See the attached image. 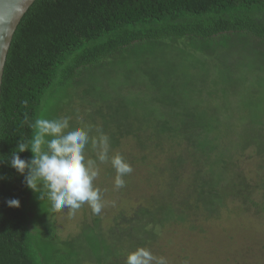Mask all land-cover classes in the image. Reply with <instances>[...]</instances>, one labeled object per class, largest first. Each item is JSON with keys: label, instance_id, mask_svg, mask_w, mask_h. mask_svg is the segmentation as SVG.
Returning a JSON list of instances; mask_svg holds the SVG:
<instances>
[{"label": "trees", "instance_id": "16d2710c", "mask_svg": "<svg viewBox=\"0 0 264 264\" xmlns=\"http://www.w3.org/2000/svg\"><path fill=\"white\" fill-rule=\"evenodd\" d=\"M236 37L264 45V0H35L16 29L2 82L0 264H107L123 250L134 251L155 241L157 226L191 223L196 229V221L219 217L224 208L223 194L229 187L227 160L237 158L234 150L241 145L239 135L243 136L234 131L241 127L234 125L242 116L237 124L241 121L250 132H264L260 127L264 125V111L255 110L248 116L252 103L247 98L226 97L221 112L233 110V116H241L234 120L215 112L209 124L190 133L177 115L173 121L172 115H167L176 106L171 104L166 115L160 113L157 82L161 77L149 84L142 79L144 70L138 63L149 62L146 59H152L159 46L175 43L184 45V50H195L199 58L195 63L205 72L209 69L206 62L215 66L207 59L213 57L211 47L226 46ZM111 68L119 72L103 86L106 83L99 72ZM255 75V86L246 88L264 96V79ZM124 86H129L128 94ZM198 88L195 93L199 94ZM247 89L244 94L249 92V97L253 93ZM178 95L174 100L184 99L182 106L198 101H189L188 94ZM25 100L27 107L22 105ZM26 116L30 122L70 117L72 127H91V136L102 130L109 137L110 155L119 153L133 166L147 163L150 170H146L143 181L151 187L157 185L155 192L167 191L176 205L154 207L159 201L151 199L155 193L151 192L147 204L131 215H118L110 227L95 230L86 225L89 227L79 234L61 237L55 220L51 223L47 218L50 203L39 200L26 186L24 175L9 163L21 137L30 141L34 135L25 123ZM194 121L191 115V124ZM255 124V128L248 127ZM254 137L264 145V134ZM129 143L134 149L126 155L122 148ZM19 155L29 160L33 153L28 150ZM86 156L95 159L91 144L86 147ZM259 168L261 175L255 181L262 189L264 159ZM9 199H18L20 207H9ZM133 226L137 228L131 241L137 244L132 246L102 237L112 227ZM122 234L130 235L124 232L119 236Z\"/></svg>", "mask_w": 264, "mask_h": 264}, {"label": "rangeland", "instance_id": "374dc122", "mask_svg": "<svg viewBox=\"0 0 264 264\" xmlns=\"http://www.w3.org/2000/svg\"><path fill=\"white\" fill-rule=\"evenodd\" d=\"M184 48V45L179 46L175 43L161 45L152 53V59H146L149 62L138 63L139 69L144 70L142 79H146L149 84H152L159 76L161 77V80L157 82L161 91L159 93L161 103L159 104L162 106V108L159 107L160 113L166 115L168 107L173 104L176 109L167 115H172L170 116L172 121L176 118L173 115H177L179 121L184 123L183 128H187L190 133L194 128L209 124L215 112L224 111L225 107L221 102L226 97L236 95L240 98L242 95L243 98H247V102L252 103V108L248 109V116L259 109L263 113L264 96L250 89L255 86L254 80L257 76L255 74H260L258 77L262 81L264 79V45L239 37L227 41L226 46L213 45L211 47L213 57L207 56V59L215 66L206 62L209 69L205 72L201 71L200 65L195 63L199 59L195 56L196 51L191 48L184 50ZM198 55L201 54L198 53ZM192 68H195V71ZM118 72L112 68L108 72L107 69L99 72L106 83L103 86H108V80ZM240 73L243 76L237 77ZM131 80H134V77ZM249 85L252 87L247 89ZM199 86L198 94L195 91L199 89ZM129 89V86H124L126 94L129 93ZM245 89L253 94L246 97L249 92L244 94ZM178 94H188L186 97L190 98L189 101L192 98L198 101L188 107L187 105L182 106L184 99L180 101L179 97L174 100ZM215 94L218 99L215 98ZM166 97H168L167 100ZM180 107L182 109H179ZM233 107V105L229 106L230 109ZM231 112L228 111L225 114L221 112L223 114L217 113L216 115L233 116ZM245 112L242 111V114ZM191 115H194V124H191ZM236 116L239 118L241 115L235 114L234 120L238 119ZM229 120L235 124L234 120ZM238 120L234 126L241 127V129L238 131L237 128L234 131L241 132L243 136L239 135L241 145L236 146L234 150L237 158L227 160L225 170L228 185L225 186L229 187L223 194L224 208L221 215L214 219L193 222L196 229L191 227V223L178 226H157L155 228L157 239L148 241L142 246L150 249L155 256L165 257L167 264H264V188H259L255 181L259 180L257 178L261 175L259 166L261 159H264V145L254 137V134L263 135L264 132H259L258 129L250 132L251 130L244 128L246 124H242L241 121L237 124ZM248 127L255 128L257 125ZM260 127L264 129V125ZM133 145L129 143L122 148L126 155L134 149ZM129 163L133 172L125 177L126 186L117 191L114 189L116 173L111 174L114 170L110 163L98 162L100 174L94 181V185L101 189L102 197L106 202L100 215L93 214L86 204L74 215H70L67 209L61 212H48L47 218L51 223L55 220L57 233L61 237H72L89 226H92L91 229L104 230L112 226L118 215L123 212L131 215L138 207L147 204L150 193H154L158 188L157 185L151 187L146 180L143 181V178L146 179L145 172L150 170V167L147 163H134V166L132 162ZM151 199L159 201L154 207L161 206L162 209L173 207L177 203L175 199L168 196L167 191L163 194L161 189L155 192ZM112 201L116 202L115 206L111 204ZM136 228L137 226L128 229L112 227L104 231L102 237L114 244L129 243L132 246L137 244L131 241ZM124 232L130 235L119 236ZM129 252L131 251L123 250L122 253L110 258L108 263L124 264Z\"/></svg>", "mask_w": 264, "mask_h": 264}, {"label": "clouds", "instance_id": "9594fccd", "mask_svg": "<svg viewBox=\"0 0 264 264\" xmlns=\"http://www.w3.org/2000/svg\"><path fill=\"white\" fill-rule=\"evenodd\" d=\"M28 101H22L27 107ZM70 117L53 119L37 118L34 122L25 118L33 129L30 141L23 137L11 154L9 163L19 174L24 175L28 188L38 194L42 202L50 203L51 212L68 210L74 215L83 205H88L95 215L105 207L101 189L94 185L100 174L98 162L110 163L115 170L114 189L126 186L125 177L133 168L124 157L110 155L109 137L97 129L98 135L91 136V127H72ZM91 144L95 159L86 156V147ZM31 150V159H22L19 153ZM9 207H20L18 199H9ZM115 201L111 204L115 206ZM124 264H167L165 257H158L146 247H137L126 255Z\"/></svg>", "mask_w": 264, "mask_h": 264}, {"label": "water", "instance_id": "95a60500", "mask_svg": "<svg viewBox=\"0 0 264 264\" xmlns=\"http://www.w3.org/2000/svg\"><path fill=\"white\" fill-rule=\"evenodd\" d=\"M35 0H0V100L4 69L16 29Z\"/></svg>", "mask_w": 264, "mask_h": 264}]
</instances>
